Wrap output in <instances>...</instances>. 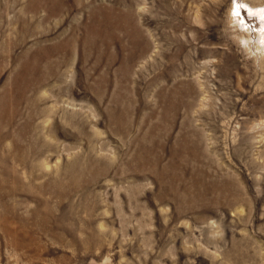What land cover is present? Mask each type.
<instances>
[{
    "label": "rangeland",
    "instance_id": "obj_1",
    "mask_svg": "<svg viewBox=\"0 0 264 264\" xmlns=\"http://www.w3.org/2000/svg\"><path fill=\"white\" fill-rule=\"evenodd\" d=\"M0 264H264V0H0Z\"/></svg>",
    "mask_w": 264,
    "mask_h": 264
}]
</instances>
